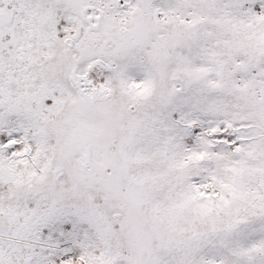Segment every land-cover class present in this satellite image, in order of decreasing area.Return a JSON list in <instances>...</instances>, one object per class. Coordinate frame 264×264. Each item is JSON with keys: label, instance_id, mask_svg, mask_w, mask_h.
I'll use <instances>...</instances> for the list:
<instances>
[{"label": "snow or ice", "instance_id": "1", "mask_svg": "<svg viewBox=\"0 0 264 264\" xmlns=\"http://www.w3.org/2000/svg\"><path fill=\"white\" fill-rule=\"evenodd\" d=\"M0 264H264V0H0Z\"/></svg>", "mask_w": 264, "mask_h": 264}]
</instances>
